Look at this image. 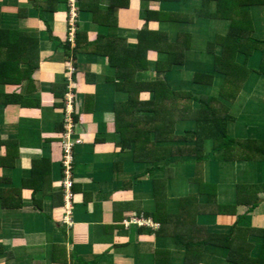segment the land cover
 I'll use <instances>...</instances> for the list:
<instances>
[{"label": "crops", "instance_id": "crops-1", "mask_svg": "<svg viewBox=\"0 0 264 264\" xmlns=\"http://www.w3.org/2000/svg\"><path fill=\"white\" fill-rule=\"evenodd\" d=\"M47 1H0L9 16L6 23H14L43 45L40 68L34 74L35 90L27 95V84L4 88L7 93L36 97L41 106L0 107L3 138L18 139L21 145L18 168L0 167V178L8 176L20 187L22 177L31 178L27 172L34 160L50 159L46 186H23L22 192L9 197L15 209L0 211V264H264V0H252L258 6L248 9L251 40L247 44L252 51L248 78L241 87H232L234 98L221 97L222 78L217 77L213 86V91L221 94L220 118L225 106H231L228 134L251 140L249 155L263 161H210L204 165V180L217 186H168L170 199L198 196L201 213L197 224L202 226L204 240L209 235L227 238L222 245L207 243L198 262L187 261L185 246L158 233L160 224L151 214L158 208L160 195H153L152 180L131 181L128 176L145 172L149 166L133 164L129 151L121 152L117 145L114 105L125 95L115 93V83L106 82V77L116 75L106 68L107 58L79 51L74 59L55 42L69 41L74 48L78 31H85L89 41L95 40L102 26L93 21L91 12L82 10H88L84 6L91 7V2L107 10L111 1L87 0L83 7L80 0ZM36 2L56 10L43 13L50 29L39 18ZM20 6L26 14H21L22 18L17 15ZM145 6L142 0H130L129 8H116L119 26L111 31L131 39L127 35L140 29V12ZM185 29L192 30L189 26ZM208 29L205 32L211 31ZM214 29L224 35L228 25L218 23ZM244 60L239 56L240 64ZM66 80V98L70 95L73 103L66 102V110L72 109L71 122L64 117L63 131L57 127L62 109L54 107L57 100L51 90L54 83L61 86ZM68 141L74 144L70 189L64 185V148ZM175 172L172 175L176 178ZM155 189L159 194L160 187Z\"/></svg>", "mask_w": 264, "mask_h": 264}, {"label": "trees", "instance_id": "trees-1", "mask_svg": "<svg viewBox=\"0 0 264 264\" xmlns=\"http://www.w3.org/2000/svg\"><path fill=\"white\" fill-rule=\"evenodd\" d=\"M80 1L82 7L84 1L87 2ZM110 1L107 10L92 2L91 7L84 6L88 10H82L91 12L93 21L102 26L95 40L89 41L85 31H78L74 48L69 41L63 43L56 39L55 42L74 59L79 51L95 52L107 58L106 68L116 75L106 77V82L115 83V93L125 95L114 105L117 145L121 152L129 151L133 164L149 166L145 172L128 176L131 181L152 180L153 195H160L158 208L151 214L160 224L158 233L171 236L179 245L185 246L187 261L198 262L207 243L222 245V240L227 238L209 235L204 240L202 226L197 224L201 213L198 196L170 199L168 186H188L190 183L217 186L215 182L204 180L206 163L259 159L249 155L253 149L251 140L235 139L228 134L231 106H225L224 116L220 118L222 103L218 97L221 94L213 91L217 77H220L223 79L221 89H224L220 91L221 97L234 98L232 87L238 84L241 87L248 78L247 64L252 55L247 44L251 40L247 31L251 24L248 9L258 3L252 0H142L146 2L140 16L142 25L138 31L127 35L135 41L130 42L131 39L121 33L113 32L119 26L115 9L129 8L130 0ZM47 2L50 4L51 0ZM36 5L39 6V18L50 29L43 13L56 10L49 5L41 6L40 2ZM240 7H246V10L242 11ZM4 13L0 4V107L40 108V99L7 93L4 89L27 84V95L35 90L34 74L40 68L43 48L39 39L21 31L14 23H6L9 16ZM21 14L26 15L22 6L17 12L19 18ZM222 22L228 25V29L223 30L226 35L214 29L215 24ZM186 26L194 31L185 29ZM206 28L211 31L205 32ZM241 55L245 58L242 64L238 62ZM67 85V80L61 86L54 83L51 90L57 100L54 107L59 111L62 109L57 127L63 131ZM2 135L3 131H0V151L4 150L0 154V167L18 168L16 160H19L21 145L18 139H4ZM49 164V158L34 160L27 172L31 178L22 177L20 187L10 177H1L0 186L11 188L0 187V211L15 209L9 204V197L22 192L23 186H46ZM190 166L193 171L189 172ZM155 186L160 187L159 194Z\"/></svg>", "mask_w": 264, "mask_h": 264}, {"label": "built area", "instance_id": "built-area-1", "mask_svg": "<svg viewBox=\"0 0 264 264\" xmlns=\"http://www.w3.org/2000/svg\"><path fill=\"white\" fill-rule=\"evenodd\" d=\"M72 3L74 2V0H71ZM67 103L68 105H72L73 100L72 97L70 95H67ZM66 121L68 122V119L71 117L70 113L68 112V110H66ZM69 128V125H68ZM73 147L74 144H72L71 142H66L65 148H64V167H65V175H66V179L64 181V185L66 186L67 189H70L71 186H73V182H72V173H73V166H72V155H73Z\"/></svg>", "mask_w": 264, "mask_h": 264}, {"label": "rangeland", "instance_id": "rangeland-1", "mask_svg": "<svg viewBox=\"0 0 264 264\" xmlns=\"http://www.w3.org/2000/svg\"><path fill=\"white\" fill-rule=\"evenodd\" d=\"M140 16H141V12H140ZM71 68V67H70ZM71 70V69H70ZM186 80V79H185ZM67 109V108H66ZM70 110H72L71 109V107L69 108V112H70ZM68 122L70 123L71 122V119H68ZM69 127H71V124L69 125ZM36 203H37V201H36ZM36 207H37V204H36Z\"/></svg>", "mask_w": 264, "mask_h": 264}]
</instances>
